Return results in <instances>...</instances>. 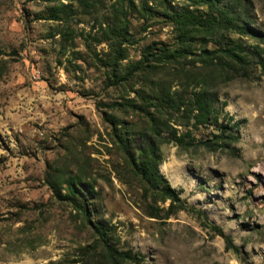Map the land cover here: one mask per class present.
<instances>
[{
    "label": "rangeland",
    "instance_id": "374dc122",
    "mask_svg": "<svg viewBox=\"0 0 264 264\" xmlns=\"http://www.w3.org/2000/svg\"><path fill=\"white\" fill-rule=\"evenodd\" d=\"M187 6L200 9L0 0V264H112L100 226L138 264H264V73L250 54L264 38L192 31L182 41L171 17ZM235 11L264 36V0ZM226 36L245 46L250 77L227 80L230 61L206 58ZM202 89L241 123L231 150L168 139L218 132L192 126ZM153 146L195 212L151 187L142 149Z\"/></svg>",
    "mask_w": 264,
    "mask_h": 264
},
{
    "label": "trees",
    "instance_id": "16d2710c",
    "mask_svg": "<svg viewBox=\"0 0 264 264\" xmlns=\"http://www.w3.org/2000/svg\"><path fill=\"white\" fill-rule=\"evenodd\" d=\"M189 1L191 5H195L200 9L193 10L190 6H187L179 12H175L171 17V22L174 24L177 32V38L182 41H185L192 31L221 33L222 36H224L223 32L232 31L240 35L264 38L260 31L253 28L248 24L246 19H241L240 15L236 13L235 8H238L242 4V0H234L232 3H227L225 0ZM225 38L229 43L224 45V47H218L212 51L205 50L207 53L205 55L206 58L220 60L221 66V59L230 61L232 69H230L231 71L225 77L227 80H232L237 77H250V72L247 68L248 59L245 55V46L230 36H226ZM250 54L257 58L258 64L262 66L264 73V47L255 46ZM191 102L192 109L190 118L193 120V128L199 129L201 127H207L208 125H215L218 132L213 133L212 138L202 141L189 139L190 132L180 135L172 133L168 139L177 145L192 146L195 144H203L209 148L231 150L233 143L238 142L240 139L239 130L241 123L239 121L232 123L233 117L229 116L228 113L222 115L227 103L225 101L221 103L218 94L210 89H202L194 93ZM221 119L225 122L220 123L219 120ZM142 154L147 160L151 187L158 189L164 197L171 200L172 204L174 202H180L176 206L177 208L195 212L196 209L193 206L181 203L178 193L170 186L165 176L161 174L159 170V162L161 159L159 150L155 146L150 150L144 148L142 149ZM95 232L97 233V240L102 242L104 255L110 263L123 264L127 261L138 264L140 262V253H133L131 250L119 251L111 246L106 239L107 230L103 226L97 227ZM227 244L231 248L236 249L229 238H227Z\"/></svg>",
    "mask_w": 264,
    "mask_h": 264
}]
</instances>
